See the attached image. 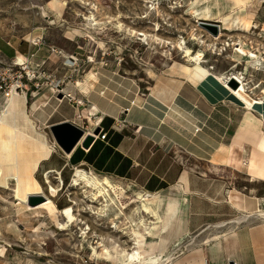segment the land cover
Masks as SVG:
<instances>
[{"label":"crops","instance_id":"1","mask_svg":"<svg viewBox=\"0 0 264 264\" xmlns=\"http://www.w3.org/2000/svg\"><path fill=\"white\" fill-rule=\"evenodd\" d=\"M254 1L192 0L190 11L199 21L222 23V33H245L257 27L256 12L247 11ZM22 47L27 50L22 51ZM13 49L14 59L20 53L29 60L36 46L20 41ZM40 59L36 53L29 61ZM43 70L49 79H41L42 88L34 94L31 83L25 95L36 126L45 132L52 146L35 173L43 191L50 186L46 178L49 174L57 182L51 183L59 185V190L71 188L77 170L125 180L143 192L161 196L158 209L164 221L148 237V247L154 246L157 254L162 253L164 264H202L204 258L207 264H264V217L254 212L241 220L244 211L229 199L230 208L236 214L225 217L217 211L227 203L221 196L228 193L230 197L231 191H239L231 188L234 180L229 176L230 167L241 172L246 166L241 162L249 161L252 156L255 148L251 150L249 146L254 143L256 147L259 143L253 134L260 133V129L264 132L263 123L259 130L251 129L243 124V108L216 99L215 95L210 97L200 89L196 79L188 77L185 81L174 75L165 77L148 94L142 92L134 79L117 71ZM52 80L62 81L63 90L74 100L62 99L61 94H56L50 86ZM132 101H139L140 106L131 104ZM79 115H83L82 120ZM89 116L96 122L92 127L86 118ZM67 121L86 133L103 128L107 137L97 139L89 148H84L81 140L67 154L50 131L51 126ZM245 175L249 193L239 192L256 197V207L264 210V179L253 178L249 170ZM56 195L50 191L49 196L58 209H64L66 203ZM165 196L168 198L163 199ZM159 229L161 232H156ZM163 241H166L164 245ZM192 241L199 244L190 249ZM175 248L181 253L172 258ZM3 253L4 250L0 255Z\"/></svg>","mask_w":264,"mask_h":264},{"label":"rangeland","instance_id":"2","mask_svg":"<svg viewBox=\"0 0 264 264\" xmlns=\"http://www.w3.org/2000/svg\"><path fill=\"white\" fill-rule=\"evenodd\" d=\"M51 1L53 0H0V64L10 65L16 60L13 49L15 43L20 41L27 45L38 43L33 54L39 53L41 59L32 63V67L37 71L44 68L50 71L72 70L75 73L117 71L126 78L134 79L140 85L142 92L149 94L150 91L147 89L155 86L165 77L174 75L183 81L188 77L182 71V65L186 64L182 57L183 53L174 47L177 41H185L187 47L205 56L204 65L207 68H212L217 73L225 72L227 75L242 74L247 87L252 90V95L255 98L263 97V0H255L247 9L256 12L257 27L245 33L223 31L225 34L219 41L212 39L214 32L206 28L204 23L217 26L218 34L223 24L216 20L201 22L196 16L191 15L192 0H59L63 4L66 3L60 6V11L50 5ZM156 11L162 12L158 15ZM91 14H94V21L86 19ZM157 23L160 25V30L156 28ZM120 24L123 26L120 27ZM131 30L136 31L137 34H132ZM140 32L156 34L162 43L150 39L151 43L147 44V41L138 35ZM194 34L200 40H205L206 46L198 45L199 40L193 39ZM239 38L246 43L247 49L259 55L260 60L256 65H252L249 57L240 56L236 52V48L240 46L236 45L239 44ZM21 50L25 51L27 47H22ZM33 54L30 56V61L33 59ZM69 56L74 58L70 59ZM45 60L47 62L44 66L39 67ZM149 70L155 75L151 76ZM55 82L63 84L62 81ZM5 101L0 98V108L8 106ZM29 115L33 119L32 113L29 112ZM37 130L45 133L38 127ZM253 135L255 140H260L259 132ZM257 144L255 147L252 143L253 146L249 147H252L251 150L255 148L251 153L256 152L260 159L262 154ZM241 164H246L240 169L241 172L230 167L232 172L229 176L234 180L231 188L248 194L249 181L245 175L249 170L248 159ZM233 172L236 174L234 175ZM92 175L97 176L93 173ZM111 180L125 189L123 201L134 199L137 193L141 192L131 182ZM51 182L57 184L55 180L51 179ZM15 186V181H11L6 187L0 186V254L4 250L0 255V264H120L117 254L115 257L118 261L97 259L93 256L91 246L103 241L109 247L116 242L131 249L133 241L129 238V234L133 229L143 231V227L137 225L141 204L132 203L126 210L120 212L117 200L114 205L108 206L105 215H102L97 213L101 206L91 202L94 190L82 181L69 189H58L56 198L64 201L66 206L72 204V200L76 201L78 203L76 213H79L80 219L84 221L78 226L73 225L68 230L61 231L51 219H48L44 211L32 212L17 205ZM49 189L48 187L44 190V193L49 195ZM239 191H231L230 197L228 193L225 197L221 196V199L225 198L228 204L225 203L217 208L219 214L225 217L235 215L236 213L230 208L231 202L242 209L243 214L262 211L256 207V197H249ZM262 191L264 192V186ZM167 198L165 196L163 199ZM160 199V194L152 195L147 204L150 211L152 210L151 212L158 218H162L158 209ZM160 209L162 212L163 207L161 206ZM138 211L140 214L137 213ZM150 216L145 217L148 224L154 218ZM114 224L116 227H112ZM87 226L90 229L86 230L88 234L84 237L85 234L79 228ZM156 232H161V229ZM162 243L164 245L166 241ZM191 243L192 245L188 247L190 249L197 246L199 241ZM177 250L175 248L176 254L170 255L172 258L181 253V251L177 253ZM155 253L154 256H149V264H153V260L158 256L163 258L161 252ZM166 257H168L167 252Z\"/></svg>","mask_w":264,"mask_h":264},{"label":"bare ground","instance_id":"3","mask_svg":"<svg viewBox=\"0 0 264 264\" xmlns=\"http://www.w3.org/2000/svg\"><path fill=\"white\" fill-rule=\"evenodd\" d=\"M64 4L66 5V3ZM64 4L59 0H53L50 2V5L58 10L60 6ZM156 12L159 13L158 15H160L162 11ZM86 19L94 21V14H91ZM119 26L122 27L123 25L120 24ZM156 26L157 30H160V25L158 23ZM131 32L132 34H137L136 31L131 30ZM138 35L143 37V40H146L147 44L151 43L149 41L150 39H153V41L155 39L157 41H161L162 43V40L158 38L156 34L149 35L146 32H140ZM223 35L224 33H222L220 30V34L212 35L211 37L213 40L219 41ZM193 39L199 40L198 45L201 47L206 46L205 40H200L198 36L195 35ZM238 40L239 44L236 45L240 46L236 48V52L240 56L249 57L251 59L252 65H256L260 60L259 55L247 49L245 47L246 43H244L241 38ZM209 46L210 44H208V47ZM174 47L183 53L182 57L185 59L186 64L182 65V71L188 76V78L196 79L199 83L200 89L206 92V94L210 95V97L211 95H215L216 99L229 101L234 105L243 108L245 112L243 124L247 125L251 129L259 130L261 128L260 125L262 123L264 124V90L262 91L263 97L255 98L252 95V90L250 91L247 87L245 77H242V74L238 75L232 73L227 75L225 72L217 73L213 71L212 68H207L204 65L205 56L202 53L195 52L191 48L187 47L185 41H177ZM18 56L20 62L25 61L26 57L23 54L19 53ZM68 58L73 59L74 56H69ZM149 73L151 76L155 75V73H153L151 70H149ZM235 83L238 84L237 88L233 87ZM147 90L151 92V88H148ZM25 95H13L5 101L8 106L6 108H0V186L6 187L11 181H15L18 202L17 205L23 206L25 209H28L32 212L42 210L47 214L48 219L53 221L57 229L61 231L68 230L70 226H78L79 224L84 223V221L80 219L79 213H76V206L78 205L76 201L72 200V204L66 206L64 209H58L51 197L44 193L41 184L35 177V173L39 167V164L42 160L49 156L50 152L52 151V146L49 144L47 135L37 130L34 120L30 117L28 110L29 108L27 107V98ZM131 104L140 106L139 101H132ZM88 121L91 124V127L94 123H96L93 120V117H88ZM259 131L261 133V129ZM260 135L261 137L257 146L259 147L262 156L259 159L256 152H253L248 161V168L253 178L260 176V178L264 179V132ZM46 178L47 182L50 183L49 190L51 191V194H56L59 191V185L55 186L51 183L50 174L47 175ZM79 181L86 183L94 190L91 202L97 203L101 206L98 208L97 213L105 215V211L107 210L106 208L110 205H114L115 201L117 200L120 205V212L126 210L132 203H139L142 207L141 214L139 213L140 211L137 212L140 214L137 225L143 227V231H140L139 229H133L132 233L129 234V238L133 241L132 248H125L116 242H114L112 247H109L103 241H101L96 246H91L93 250V256H95L97 259H112L113 261H118V259L115 257V254H117L120 264H149V256L152 257L156 253L154 246L148 247L150 243L148 237L153 234V230L155 227H157L156 225L159 223L161 224L164 221L163 217L158 218L156 215H154V213L151 212L152 210L150 211V208L147 206L153 194L141 191L137 193L136 198L123 201L122 197L125 195V189L122 186L115 184L108 177L94 176L92 173H86L84 171L77 170L72 179L71 186H77ZM38 194L46 196V200L35 207L29 205L28 197L30 195ZM109 198L110 200H108ZM94 213H96V211ZM253 214L254 213H245L243 214L244 216L241 218V220H246L250 215ZM258 214L264 217V210L259 211ZM146 215H151L150 217L152 218L154 217L149 221V224L145 218ZM241 220L239 222H242ZM112 227H116V225L114 224ZM79 229L82 230L83 234H85L84 237H87L86 234H88V231L86 230L90 229V227L87 226L86 228L82 227ZM206 262L207 261H205L204 258L202 260V264H207ZM153 264H164V260L162 257L158 256L155 260H153Z\"/></svg>","mask_w":264,"mask_h":264},{"label":"built area","instance_id":"4","mask_svg":"<svg viewBox=\"0 0 264 264\" xmlns=\"http://www.w3.org/2000/svg\"><path fill=\"white\" fill-rule=\"evenodd\" d=\"M35 45H38V43H35ZM31 65L30 61L25 60L24 62H20L18 58L10 65L0 64V96L3 97L4 100L15 94L25 95L30 90L29 86L31 83H33L34 91L32 94H34L42 88L39 81L41 79H49L46 75V71H37ZM50 86L56 94L62 95V99L68 98L70 101L74 100V97L70 93L63 90L61 83H56L52 80L50 81ZM77 104L83 105L80 101H77ZM78 118L82 120L83 115H79ZM87 134L93 135L95 141L97 139H106L107 137V133H103V128H101L98 135L94 134V130L88 131L83 139Z\"/></svg>","mask_w":264,"mask_h":264},{"label":"water","instance_id":"5","mask_svg":"<svg viewBox=\"0 0 264 264\" xmlns=\"http://www.w3.org/2000/svg\"><path fill=\"white\" fill-rule=\"evenodd\" d=\"M206 28L211 29L214 32V35H218L217 26H213L207 23H204ZM234 88L238 87V84L235 83L233 85ZM62 98V95H60ZM101 128L97 127L94 131L95 135L100 133ZM50 131L55 139L57 145L67 154H70L72 150L77 146L78 143L82 140V146L84 148H89L93 142L95 141V137L91 134H87L83 128L72 123V122H63L60 124H56L50 127ZM46 196L44 195H30L28 197L29 205L35 207L39 204L43 203L46 200ZM230 264H233L232 262Z\"/></svg>","mask_w":264,"mask_h":264}]
</instances>
